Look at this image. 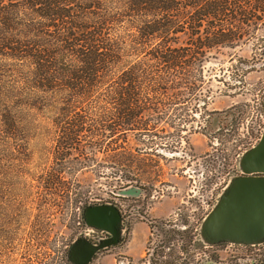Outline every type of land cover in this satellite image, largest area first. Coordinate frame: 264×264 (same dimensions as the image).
Returning <instances> with one entry per match:
<instances>
[{
	"label": "rangeland",
	"instance_id": "1",
	"mask_svg": "<svg viewBox=\"0 0 264 264\" xmlns=\"http://www.w3.org/2000/svg\"><path fill=\"white\" fill-rule=\"evenodd\" d=\"M203 74L180 114L153 119L156 129L125 140L66 149L42 131L9 137L0 152V264H72L67 249L80 238L77 264H149V223L165 218L180 229L186 222L210 244L206 253L196 249L204 259L213 252L206 264H256L264 233L255 240L258 232L225 231L220 212L236 182L251 178L243 174L245 156L264 137V27L246 43L212 52ZM89 204L117 210L113 231L82 219Z\"/></svg>",
	"mask_w": 264,
	"mask_h": 264
},
{
	"label": "trees",
	"instance_id": "2",
	"mask_svg": "<svg viewBox=\"0 0 264 264\" xmlns=\"http://www.w3.org/2000/svg\"><path fill=\"white\" fill-rule=\"evenodd\" d=\"M262 27L264 0H0V152L9 137L31 132L58 136L55 145L67 149L156 129L153 119L180 114L197 95L212 52L246 43ZM93 206L83 209L85 222ZM183 225L149 223V264L212 259L197 256L210 244ZM80 239L67 249L72 264ZM253 260L264 264V255Z\"/></svg>",
	"mask_w": 264,
	"mask_h": 264
},
{
	"label": "water",
	"instance_id": "3",
	"mask_svg": "<svg viewBox=\"0 0 264 264\" xmlns=\"http://www.w3.org/2000/svg\"><path fill=\"white\" fill-rule=\"evenodd\" d=\"M245 161H248V169H264V137L255 149L246 154ZM231 210L232 216L227 217ZM220 213L221 226H228L225 231H238L244 235L258 232L254 234L258 235L254 237L256 240L264 233V179L251 177L236 182ZM119 215L115 208L105 204L90 207L87 211L91 222L111 231L115 229Z\"/></svg>",
	"mask_w": 264,
	"mask_h": 264
},
{
	"label": "flooded vegetation",
	"instance_id": "4",
	"mask_svg": "<svg viewBox=\"0 0 264 264\" xmlns=\"http://www.w3.org/2000/svg\"><path fill=\"white\" fill-rule=\"evenodd\" d=\"M243 174L244 175H252L251 177H260V176L264 177V169L252 170V171H246V172L244 171ZM258 174H260V175H258Z\"/></svg>",
	"mask_w": 264,
	"mask_h": 264
},
{
	"label": "crops",
	"instance_id": "5",
	"mask_svg": "<svg viewBox=\"0 0 264 264\" xmlns=\"http://www.w3.org/2000/svg\"><path fill=\"white\" fill-rule=\"evenodd\" d=\"M247 166H249V165H248V161H245L244 171H245V172H246V171H252L251 169H248Z\"/></svg>",
	"mask_w": 264,
	"mask_h": 264
}]
</instances>
